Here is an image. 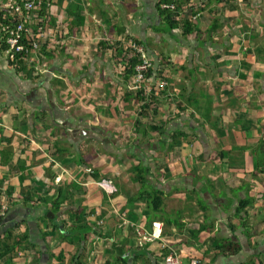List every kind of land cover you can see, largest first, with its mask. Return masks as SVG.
Wrapping results in <instances>:
<instances>
[{
	"label": "crops",
	"instance_id": "crops-1",
	"mask_svg": "<svg viewBox=\"0 0 264 264\" xmlns=\"http://www.w3.org/2000/svg\"><path fill=\"white\" fill-rule=\"evenodd\" d=\"M41 1L47 42L25 61L31 72L12 63L0 27V239L25 232L33 244L0 264H164L169 253L264 264V0H179L183 17L198 15L188 33L166 23L161 0ZM130 40L167 81L160 140L179 144L165 164L155 134L135 132L137 103L123 101L135 89L110 48ZM136 162L151 167L157 211L129 172ZM77 215L86 237L69 244L60 236ZM228 243L238 251L217 248Z\"/></svg>",
	"mask_w": 264,
	"mask_h": 264
},
{
	"label": "trees",
	"instance_id": "trees-1",
	"mask_svg": "<svg viewBox=\"0 0 264 264\" xmlns=\"http://www.w3.org/2000/svg\"><path fill=\"white\" fill-rule=\"evenodd\" d=\"M170 0H161L159 4L160 10L165 15V21L166 23L170 24L172 27L179 26L181 24L184 33H188L192 30L193 27V20L191 18H181L180 14L182 10L180 9V3L179 0L176 1L177 4V10L171 11L170 9L163 8L162 4L167 3ZM104 47L106 48V44H98V47ZM115 53L116 60L120 65L121 69V77L123 82L128 84V82L131 80L135 65L139 62V57L135 56L133 53L125 50L122 47H113L110 48ZM27 57L26 54H21L18 56H12V63H17L20 68L28 70V72H31L33 68L28 69V65L25 64V58ZM158 78H164L162 69L158 67H151L148 69L146 73V80L148 83H150L151 87L148 92V94L144 91L143 88H137L136 92H132L131 90H127L125 94H123V101L124 103L131 104L134 101V103L138 105V113L133 121V127L135 128L136 133H140L143 136H147L148 133H156V140L159 141L160 148L165 150V157L167 158V149L170 151L174 148V145H178V137H173L172 142L169 143V147L167 148V140L161 139L160 137L162 134H164V129L162 125H159L157 123H148L147 122V116L151 113L153 118L156 120L158 115L160 114L161 110L164 109V106H162L160 100H159V94L164 93V88H159L156 85V81ZM143 87V85H142ZM133 103V104H134ZM130 105V106H131ZM150 115V116H151ZM167 163V162H166ZM165 164V163H164ZM162 166V165H161ZM163 167V173H167V166L164 165ZM92 172L91 177L97 179L98 181L102 179L100 177L97 170H91ZM130 173L133 174V178L140 183L141 191L139 192V195H146V201L150 200V203L152 205V209L157 211L160 206L162 205V193L156 189H146L147 180H149L148 175H151V167L149 166H143L142 162H136L135 164H132V170H130ZM59 186L57 187L56 191L57 194L55 196L53 203H59L62 204L66 200L67 196V188ZM59 195V196H58ZM138 198H135L133 200H136ZM132 200V201H133ZM127 203H130L127 201ZM58 204V205H59ZM246 203H241L240 206L243 208ZM80 217L76 216V222H78L76 225L73 224L71 229L69 231H66L65 233L61 234V239L63 241L68 242L69 244H76L83 240V238L86 237V231L84 232H78L81 229L85 228L84 224H79ZM50 220L55 221V219L50 218ZM60 224H63V221L58 223V226ZM57 225L54 224L53 227H56ZM76 237V238H75ZM33 244L30 242L29 235L27 233H21V234H13L11 231L6 234L4 238L0 239V261L3 260H11L14 253L20 248L27 250L30 247H32ZM217 248L226 249L230 253H235L238 251L239 246L233 245L228 243L226 246L222 247L220 245L217 246ZM37 254H40L37 252ZM58 260H63L62 253H60L57 256ZM30 264H37V258H34ZM243 264H255L254 261H249Z\"/></svg>",
	"mask_w": 264,
	"mask_h": 264
},
{
	"label": "built area",
	"instance_id": "built-area-1",
	"mask_svg": "<svg viewBox=\"0 0 264 264\" xmlns=\"http://www.w3.org/2000/svg\"><path fill=\"white\" fill-rule=\"evenodd\" d=\"M176 1L178 0H170L167 3H163L162 7L170 9L171 11H176ZM237 1L243 3L245 0ZM41 3V0H5L0 14V27L3 41L12 56L26 54L27 57L25 61H28L32 53L35 54L46 44L47 33L37 15V10L41 7ZM197 16V14H190L188 18L195 20ZM180 17H183L182 12ZM33 28L35 32H33ZM127 49L135 56L139 57V62L135 65V71L132 76L133 84L147 82L146 73L153 65L144 46L135 40H130L127 42ZM15 65L19 67L17 63H15ZM156 85L159 88H165L167 81L163 78H158ZM142 88L148 94L150 85L145 83ZM96 183L108 194L117 190L116 186L109 179L102 178ZM7 210V204H0V221L5 216ZM164 264L184 263L176 254L169 253L164 257ZM189 264H198V262L192 261Z\"/></svg>",
	"mask_w": 264,
	"mask_h": 264
},
{
	"label": "rangeland",
	"instance_id": "rangeland-1",
	"mask_svg": "<svg viewBox=\"0 0 264 264\" xmlns=\"http://www.w3.org/2000/svg\"><path fill=\"white\" fill-rule=\"evenodd\" d=\"M133 83V82H132ZM145 83H148V82H142V83H140V84H133V86H134V91L133 92H136V90H137V88H142V85L144 86V84ZM149 85H150V83H148ZM138 85V86H137ZM150 87H151V85H150ZM135 109V108H134ZM136 110V109H135ZM138 107H137V110H136V112H135V116L137 115V113H138ZM151 113L149 114V116H147V122L148 123H157V124H159V121H158V119H154L153 118V116L151 115ZM135 120V118L133 119V121ZM131 129H132V122H130V121H126V123H125V126H124V130H125V132H124V140L125 139H131L132 138V134H131ZM130 132V133H129ZM153 134H155V137L157 136V134L156 133H151V136H154ZM165 155L163 154V153H159V154H157L154 158H158V160H160V161H163V163H166L167 162V158L165 157ZM131 158V157H130ZM114 158H108V160H109V162H110V160H113ZM126 161V160H125ZM113 164H115V162L113 163ZM130 172V171H129Z\"/></svg>",
	"mask_w": 264,
	"mask_h": 264
}]
</instances>
